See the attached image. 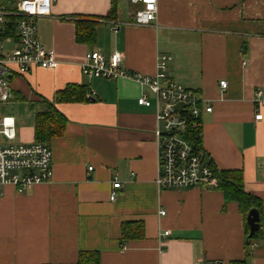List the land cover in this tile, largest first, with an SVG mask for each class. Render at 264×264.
I'll return each mask as SVG.
<instances>
[{
    "label": "crops",
    "instance_id": "crops-1",
    "mask_svg": "<svg viewBox=\"0 0 264 264\" xmlns=\"http://www.w3.org/2000/svg\"><path fill=\"white\" fill-rule=\"evenodd\" d=\"M110 6L52 0L51 14L36 25L57 67L10 78L1 116L14 117L13 143L34 142L36 113L67 84L85 85L89 98L56 104L67 122L49 144L50 181L22 192L0 186V264H73L80 250L98 251L101 264H229L247 251L249 264H264V103L254 101L257 89L264 101V0H158L155 19L143 26L130 24L137 5L129 0H118L115 18ZM84 20L97 22L93 44L75 39ZM92 50L106 57L118 50L124 68L147 75L157 56H170L168 78L211 107L200 112L201 155L218 169L241 170L244 189L262 200L258 238L246 243L238 204L214 186L157 187L155 109L137 102L153 94L132 79L82 74ZM114 178L121 188L111 200ZM124 221H141L144 237L121 245Z\"/></svg>",
    "mask_w": 264,
    "mask_h": 264
},
{
    "label": "built area",
    "instance_id": "built-area-1",
    "mask_svg": "<svg viewBox=\"0 0 264 264\" xmlns=\"http://www.w3.org/2000/svg\"><path fill=\"white\" fill-rule=\"evenodd\" d=\"M129 2L137 5L130 24L143 26L155 19L158 0ZM51 6L52 0H14L13 9L0 3V104L7 103L12 96L9 76L26 74L35 67H57L59 62L53 51L41 44L36 25L38 18L51 14ZM11 18H15L14 33L8 32ZM169 60L170 56L167 54L157 56L155 73L147 75L124 68L121 65L122 54L118 50L108 57L98 50H92L86 53L81 72L97 78L132 79L151 90L153 101L143 92L137 102L143 106L153 104L155 109V183L159 189L213 187V168L195 148V139L200 137V112L204 100L195 91L168 78L166 71ZM219 86L226 88V80H220ZM254 101L264 103L258 89L255 91ZM178 102L184 105L175 109L173 105ZM204 109L210 111L211 107L206 105ZM261 117L260 113L255 114V119ZM0 135L7 140L6 143L0 142V186L10 184L18 192H22L34 184L51 180L53 170L49 145L36 141L13 143L16 135L14 117L11 115L0 116ZM91 169L89 166L88 171ZM111 186L109 199L114 200L121 183L114 178ZM159 213L164 214V211L160 210ZM167 233L168 231H163L164 235Z\"/></svg>",
    "mask_w": 264,
    "mask_h": 264
},
{
    "label": "trees",
    "instance_id": "trees-1",
    "mask_svg": "<svg viewBox=\"0 0 264 264\" xmlns=\"http://www.w3.org/2000/svg\"><path fill=\"white\" fill-rule=\"evenodd\" d=\"M1 4L13 9L14 0H0ZM118 11V0H111L108 18H115ZM15 18H11L8 24V32L14 33ZM96 21L84 20L76 24L75 39L79 43L93 44L96 40ZM87 87L69 83L54 94V98L44 100V107L38 111L34 119V141L49 145L53 138L63 134L67 118L57 108L56 104L80 102L88 100L86 97ZM201 139H195V148L200 152ZM207 163L213 168L215 183L214 187L221 191L225 201H235L240 212L245 218V240L258 238L260 229L248 236L249 230L246 224V216L250 209L255 208L260 213L262 200L244 189L243 173L239 169H218L212 160ZM144 237V226L141 221H124L120 225V244L123 245L130 239H141ZM250 253L241 260L230 261L229 264H249ZM73 264H101L100 253L95 250H80L77 261Z\"/></svg>",
    "mask_w": 264,
    "mask_h": 264
},
{
    "label": "water",
    "instance_id": "water-1",
    "mask_svg": "<svg viewBox=\"0 0 264 264\" xmlns=\"http://www.w3.org/2000/svg\"><path fill=\"white\" fill-rule=\"evenodd\" d=\"M11 77V76H9ZM184 104L182 102H178L173 105L175 109H180ZM259 212L257 209L252 208L249 210L246 216V222L249 229L248 236H252L254 232L259 229Z\"/></svg>",
    "mask_w": 264,
    "mask_h": 264
},
{
    "label": "rangeland",
    "instance_id": "rangeland-1",
    "mask_svg": "<svg viewBox=\"0 0 264 264\" xmlns=\"http://www.w3.org/2000/svg\"><path fill=\"white\" fill-rule=\"evenodd\" d=\"M6 47H8V46H6ZM7 103H1L0 104V116L5 114L8 111V108L10 107V105H8ZM24 109H25V107H24ZM20 121L23 123V120L20 119ZM16 131L18 133V131H19V123H17V125H16ZM3 141H4V138H3L2 135H0V142H3Z\"/></svg>",
    "mask_w": 264,
    "mask_h": 264
}]
</instances>
